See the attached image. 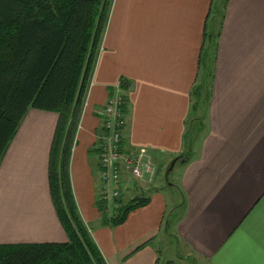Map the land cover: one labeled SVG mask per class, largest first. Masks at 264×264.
<instances>
[{"label":"crops","instance_id":"crops-1","mask_svg":"<svg viewBox=\"0 0 264 264\" xmlns=\"http://www.w3.org/2000/svg\"><path fill=\"white\" fill-rule=\"evenodd\" d=\"M116 96L123 146L156 176L123 175L119 203L147 202L113 226L96 146ZM58 121L28 110L0 162V246L68 241L48 184ZM67 175L106 264H264V0H112Z\"/></svg>","mask_w":264,"mask_h":264},{"label":"trees","instance_id":"trees-1","mask_svg":"<svg viewBox=\"0 0 264 264\" xmlns=\"http://www.w3.org/2000/svg\"><path fill=\"white\" fill-rule=\"evenodd\" d=\"M111 2L0 0V162L28 110L59 115L48 184L68 239L0 246V264H106L77 214L67 170ZM146 202L139 197L120 202L111 225L122 224Z\"/></svg>","mask_w":264,"mask_h":264},{"label":"built area","instance_id":"built-area-1","mask_svg":"<svg viewBox=\"0 0 264 264\" xmlns=\"http://www.w3.org/2000/svg\"><path fill=\"white\" fill-rule=\"evenodd\" d=\"M119 86H114L116 92H119ZM122 103L120 96L107 100L102 111L103 132L96 146L101 183L98 201L103 204L104 211L112 214L116 213L124 194L122 181L125 173L139 187L151 185L156 176V168L147 149L127 150L123 146L125 116L119 109Z\"/></svg>","mask_w":264,"mask_h":264},{"label":"rangeland","instance_id":"rangeland-1","mask_svg":"<svg viewBox=\"0 0 264 264\" xmlns=\"http://www.w3.org/2000/svg\"><path fill=\"white\" fill-rule=\"evenodd\" d=\"M104 32H105V29H104ZM104 32H103V35H104ZM103 35L102 37L100 38V43L98 44V52H97V55L98 53L100 52V49H101V43H102V38H103ZM90 83V82H89ZM89 85V84H88ZM180 164H177L175 167H174V170L171 171V173L169 175H167V172H166V169H164V171L162 172V175H161V180L164 182L166 180L165 176H167V180L169 181V183H174V181H176V176H177V171H178V168H179ZM93 226H91L92 228ZM174 251V250H173ZM166 257H164L161 261L162 262H165L166 260ZM172 259H174L175 263L179 264V260L176 258L175 255H173Z\"/></svg>","mask_w":264,"mask_h":264},{"label":"water","instance_id":"water-1","mask_svg":"<svg viewBox=\"0 0 264 264\" xmlns=\"http://www.w3.org/2000/svg\"><path fill=\"white\" fill-rule=\"evenodd\" d=\"M175 162H176V160H174V161L171 163L170 169L173 167V165H174Z\"/></svg>","mask_w":264,"mask_h":264}]
</instances>
